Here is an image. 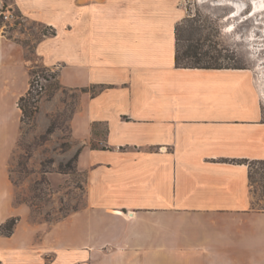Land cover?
Returning a JSON list of instances; mask_svg holds the SVG:
<instances>
[{
	"label": "crops",
	"instance_id": "0c3cea01",
	"mask_svg": "<svg viewBox=\"0 0 264 264\" xmlns=\"http://www.w3.org/2000/svg\"><path fill=\"white\" fill-rule=\"evenodd\" d=\"M9 2L32 28L0 23V227L20 219L0 264H264L248 166L264 161L262 92L247 68L176 66L186 0ZM37 66L79 93L64 156L78 153L86 205L53 224L11 177ZM57 101H41V133Z\"/></svg>",
	"mask_w": 264,
	"mask_h": 264
},
{
	"label": "rangeland",
	"instance_id": "374dc122",
	"mask_svg": "<svg viewBox=\"0 0 264 264\" xmlns=\"http://www.w3.org/2000/svg\"><path fill=\"white\" fill-rule=\"evenodd\" d=\"M186 7L188 16L177 28L181 48L200 44L204 50L220 49L223 65L254 71L264 100V0H186ZM6 26L10 29V36L15 35L12 32L32 28L25 21ZM18 39L29 47V55L33 58L34 38ZM214 53L217 54L216 50ZM190 63L189 60L183 61V64ZM46 72L45 68L37 66L32 71V79L44 77ZM56 84L57 79L46 84L44 91L37 96L38 110H35L38 113L41 101L51 100L58 94V110L55 114L48 112L58 129L51 135L47 134L48 129L41 133L39 126L48 121L43 117L38 123L35 113L23 125L20 146L11 164V177L18 189L16 202L29 205L30 219L36 223H56L86 205L85 176L79 172H59L60 165L70 171L67 165L72 158L64 156L66 150L62 146L68 143L69 119L79 93L56 87ZM44 169L49 173H43ZM263 173L260 165L253 164V191L261 208H264Z\"/></svg>",
	"mask_w": 264,
	"mask_h": 264
},
{
	"label": "trees",
	"instance_id": "16d2710c",
	"mask_svg": "<svg viewBox=\"0 0 264 264\" xmlns=\"http://www.w3.org/2000/svg\"><path fill=\"white\" fill-rule=\"evenodd\" d=\"M213 48L214 47H212V49L204 50V48L200 44H197V45H189L186 48L182 49L180 46V38L178 36V31H177L176 66L181 68H199V69H224V68L244 69L243 67H239V66L223 65L221 63L222 51H220V49L218 48L215 49ZM215 50L217 54L214 53ZM184 60H189L191 63L183 64ZM49 71L50 70H47L46 72L47 74L44 75V78L47 80V83L50 82L51 79H57L56 73L50 74ZM36 74L37 73H35L34 75L36 76ZM35 80L34 78L32 79L28 93L25 96H23L19 101V108L22 110L23 113L22 116L23 125L26 123V120L32 118L35 115V113H37L36 110H38V108L36 107V104L38 102L37 96L40 95L41 91L36 89ZM57 86H61L59 82L58 84H56V87ZM52 87H55V84H52ZM73 113H74V109L72 110L71 115ZM57 129L58 128L54 125V122H52L47 130V134L49 135L54 134ZM22 134H23V127H22ZM69 148H70L69 141L68 143L63 144L62 146V149L66 150V152L69 150ZM77 162H78V153L72 157V159L69 161L67 165L68 166L67 168H69L70 171L66 169V166L60 165L59 172L63 174L78 172ZM253 164L260 165L261 168L264 170V161L252 162L248 164L250 170L249 177L252 186L254 182ZM43 173H49V170L44 169ZM262 181H263L262 187L264 189V173L262 174ZM19 220H20L19 218H12L7 223L3 224L0 227V231L2 235L11 236Z\"/></svg>",
	"mask_w": 264,
	"mask_h": 264
},
{
	"label": "built area",
	"instance_id": "2783aa9c",
	"mask_svg": "<svg viewBox=\"0 0 264 264\" xmlns=\"http://www.w3.org/2000/svg\"><path fill=\"white\" fill-rule=\"evenodd\" d=\"M20 21H24V17L15 9L9 0H0V23L2 25H17ZM50 74L54 73L51 70ZM36 88L41 92L44 91L47 80L44 77L38 76L35 80Z\"/></svg>",
	"mask_w": 264,
	"mask_h": 264
}]
</instances>
